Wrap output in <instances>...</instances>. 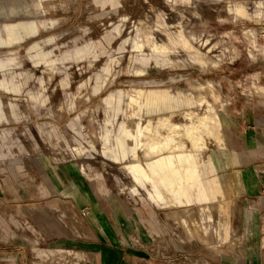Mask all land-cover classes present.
I'll return each instance as SVG.
<instances>
[{
    "label": "rangeland",
    "instance_id": "obj_1",
    "mask_svg": "<svg viewBox=\"0 0 264 264\" xmlns=\"http://www.w3.org/2000/svg\"><path fill=\"white\" fill-rule=\"evenodd\" d=\"M17 21L46 25L0 32L36 36L0 48V264H92L85 237L245 253L243 201L205 177L231 137H264V0H0ZM172 133L164 188L147 146Z\"/></svg>",
    "mask_w": 264,
    "mask_h": 264
},
{
    "label": "crops",
    "instance_id": "obj_2",
    "mask_svg": "<svg viewBox=\"0 0 264 264\" xmlns=\"http://www.w3.org/2000/svg\"><path fill=\"white\" fill-rule=\"evenodd\" d=\"M43 9L44 12H48L47 8L43 7ZM21 23H35L38 26L36 36L39 35L40 28H44L46 25L45 22L17 21L0 25V32H5L6 28ZM34 37L26 38L13 45L0 46V48L21 45ZM51 41L52 39H48L45 43ZM39 48H42L40 42H35L33 49L38 50ZM42 54H47V58H50L52 51L45 49ZM42 54L37 57L42 58ZM6 61V65L10 67L14 63V58H7ZM261 128L264 129V127ZM248 130L250 131L247 134L246 144L238 143V138L231 137L229 140L230 150L223 154L222 159L219 156L215 160L217 172L214 174L208 172L209 176L205 177L211 179L220 175L223 185L229 182L233 198L243 201V209L246 211L247 246L244 249L245 253L238 254L233 248H229L224 252L214 250L211 254L200 242L196 245L197 251L194 252L195 246L192 247L189 240H179L177 237L165 239L164 251L158 249V242L152 245L150 251H147L132 246H115V237H85L86 254L90 262L92 264H264V246L261 244L263 240L260 229L262 225L264 227V137L260 139L254 137V128L252 127H247ZM249 135L252 136V142H250L251 138H248ZM260 146L262 147L259 148ZM175 159L176 156H165L156 163L148 164V167L154 168V173L159 176L163 166L167 168L175 166ZM175 174L178 175V173ZM196 175L195 170L193 172L190 169L186 170L187 180L191 181ZM162 180L163 183H161ZM170 181L174 180L167 177V173L163 176L160 175L162 187L167 188ZM118 242L120 243V240ZM68 253L72 255L73 252L68 251Z\"/></svg>",
    "mask_w": 264,
    "mask_h": 264
},
{
    "label": "bare ground",
    "instance_id": "obj_3",
    "mask_svg": "<svg viewBox=\"0 0 264 264\" xmlns=\"http://www.w3.org/2000/svg\"><path fill=\"white\" fill-rule=\"evenodd\" d=\"M204 57L205 56H203L202 58L204 59ZM204 60H206V59H204ZM209 92H211L210 90H205V92L201 95L200 94V98H202V99H209V96L212 98V92L211 93H209ZM209 93V94H208ZM208 96V97H207ZM169 118H171V117H169ZM169 118H168V116L166 115V117H164V118H161L160 119V122H161V126L162 127H165V128H168L167 127V125L166 124H168L169 122H170V120H169ZM160 128V127H159ZM178 129V127L176 126L175 128H173V131H175L174 133H175V135H177V133L178 132H176V130ZM198 129V128H197ZM209 134V133H208ZM175 135L172 133L171 135H167V138H166V140H165V142L162 144V143H156V144H152V145H150V146H147V148H148V153H151V154H153L152 156H151V158L153 157V156H157V154H158V156L160 155V154H163V153H166V151H167V155H165V156H171V157H174V156H177V154H171L169 151H174V150H178V149H181L182 148V146H180V144L179 145H175V147H177V149H172L171 147H170V143H171V141H173V140H175ZM183 149V148H182ZM184 150V149H183ZM183 150H181L180 152H182ZM176 152H179V151H176ZM155 154V155H154ZM147 154H145V156H146ZM144 156V157H145ZM149 156V155H148ZM148 156H146V159L147 158H150V157H148ZM143 157V158H144ZM155 158V157H154ZM145 159V158H144ZM145 159V160H146ZM149 160V159H148ZM158 168H160L159 166H158ZM149 170L151 171V172H153L154 173V168H151V167H149ZM161 171V170H160ZM160 176V175H159ZM162 179V178H161ZM161 183H163V180L161 181ZM165 185V184H164Z\"/></svg>",
    "mask_w": 264,
    "mask_h": 264
}]
</instances>
